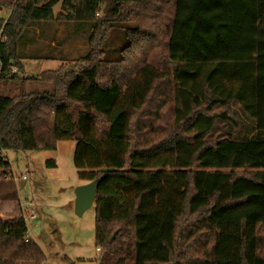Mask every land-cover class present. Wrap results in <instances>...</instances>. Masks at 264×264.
I'll return each instance as SVG.
<instances>
[{"label":"trees","instance_id":"16d2710c","mask_svg":"<svg viewBox=\"0 0 264 264\" xmlns=\"http://www.w3.org/2000/svg\"><path fill=\"white\" fill-rule=\"evenodd\" d=\"M52 20L58 45L85 37L82 65L19 77L63 60L25 50ZM3 37L0 82L49 87L0 96V177L2 152L74 140L78 178L98 182L97 264H264V0H16ZM217 123L241 134L210 139ZM26 238L22 216L0 218V264H43Z\"/></svg>","mask_w":264,"mask_h":264},{"label":"rangeland","instance_id":"374dc122","mask_svg":"<svg viewBox=\"0 0 264 264\" xmlns=\"http://www.w3.org/2000/svg\"><path fill=\"white\" fill-rule=\"evenodd\" d=\"M11 1L9 6L3 5ZM16 0H0V19L6 21L12 5ZM54 7V15L58 12ZM30 33L32 43L26 51L40 50L41 53L62 57L58 60H22V71L16 72L19 77H38L46 71H69L82 65L80 57L90 49L85 37L79 36L61 46L64 30L61 23L52 20L48 23L44 35L38 31ZM2 39H6L3 37ZM3 40V41H4ZM105 50L104 59L116 60L119 50L124 45L123 33L112 32ZM58 59V58H57ZM48 85L40 81L26 82L22 86L18 82H0V96L16 97L23 91H42ZM237 112L238 109L233 107ZM241 131L228 129L223 123H217L209 135L217 139L227 135H240ZM76 147L74 140H60L54 150L50 151H4L2 156L10 167L5 177H0V218L10 219L25 216L27 237L29 236L41 249L45 256L43 264H97L100 253L94 244L93 207L80 217L74 214V190L85 184L77 175L73 164ZM53 160L56 167L47 168L45 161ZM25 176V180L22 179ZM36 220H28L31 211ZM30 239V240H31ZM17 264H30L19 262Z\"/></svg>","mask_w":264,"mask_h":264},{"label":"water","instance_id":"95a60500","mask_svg":"<svg viewBox=\"0 0 264 264\" xmlns=\"http://www.w3.org/2000/svg\"><path fill=\"white\" fill-rule=\"evenodd\" d=\"M98 182L96 180L80 185L74 190V214L80 217L86 210L91 208Z\"/></svg>","mask_w":264,"mask_h":264},{"label":"crops","instance_id":"0c3cea01","mask_svg":"<svg viewBox=\"0 0 264 264\" xmlns=\"http://www.w3.org/2000/svg\"><path fill=\"white\" fill-rule=\"evenodd\" d=\"M31 211V215L29 216V218H28V220H36V217L34 216V214L32 213V210H30ZM32 217V219H30ZM23 218H24V220H26V217L25 216H23ZM27 228V227H26ZM28 239H31L29 236L27 237ZM32 240V239H31Z\"/></svg>","mask_w":264,"mask_h":264},{"label":"built area","instance_id":"2783aa9c","mask_svg":"<svg viewBox=\"0 0 264 264\" xmlns=\"http://www.w3.org/2000/svg\"><path fill=\"white\" fill-rule=\"evenodd\" d=\"M0 39H1L2 41L4 40V39H2V38H0ZM22 179L25 180V179H26L25 176H22ZM30 219H32V217H31ZM27 240H28V238H26L24 241L27 242Z\"/></svg>","mask_w":264,"mask_h":264}]
</instances>
